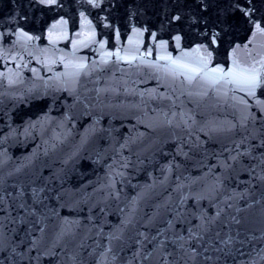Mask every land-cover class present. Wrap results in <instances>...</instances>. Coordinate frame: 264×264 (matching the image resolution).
I'll return each mask as SVG.
<instances>
[{"label": "snow or ice", "instance_id": "snow-or-ice-1", "mask_svg": "<svg viewBox=\"0 0 264 264\" xmlns=\"http://www.w3.org/2000/svg\"><path fill=\"white\" fill-rule=\"evenodd\" d=\"M0 264H264V0H0Z\"/></svg>", "mask_w": 264, "mask_h": 264}]
</instances>
